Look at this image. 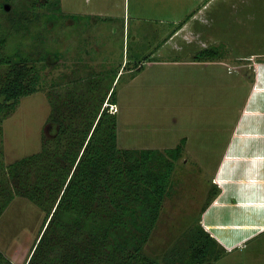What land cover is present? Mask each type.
<instances>
[{
    "label": "rangeland",
    "instance_id": "1",
    "mask_svg": "<svg viewBox=\"0 0 264 264\" xmlns=\"http://www.w3.org/2000/svg\"><path fill=\"white\" fill-rule=\"evenodd\" d=\"M210 49L219 56L197 57ZM8 64L36 65L40 81L39 91L21 98L0 124V198L12 187L11 166L51 144L58 130L54 119L79 121L80 99L95 110L88 91L98 76L94 82L116 95L104 107L117 117L120 149L170 152L186 139L141 257L160 264L181 255L192 259L202 231L219 244L204 264H264V223L256 233H246L241 223L258 222L259 215L245 219L240 213L255 202L218 198L231 134L260 128L264 120V0H0V74ZM251 90L259 98L254 107ZM101 141L94 150L102 149ZM118 165L102 185L113 202L131 181H144L147 168L128 174ZM238 180L242 189L244 180L251 184L248 198H259L262 186L247 179L244 169ZM75 201L65 205L72 212L62 213L63 224L81 220L80 198ZM256 203L258 211L264 209V197ZM47 211L17 196L2 214L0 250L11 263L28 261ZM142 212L140 205H125L112 225L108 211L99 210L85 230L137 241L140 231L149 230ZM235 212L241 217H231ZM228 222L241 223L245 238L236 244L235 228L223 229L234 243L225 248L216 234Z\"/></svg>",
    "mask_w": 264,
    "mask_h": 264
},
{
    "label": "trees",
    "instance_id": "2",
    "mask_svg": "<svg viewBox=\"0 0 264 264\" xmlns=\"http://www.w3.org/2000/svg\"><path fill=\"white\" fill-rule=\"evenodd\" d=\"M218 54L217 49H210L200 52L197 57L215 58ZM1 70L0 124L16 109L21 98L39 91L40 81L36 65L8 64ZM117 76L115 73L113 78ZM95 80L98 76H94L88 91L90 95L92 93L90 98L97 102L95 110L86 109L85 101L80 99L76 106L79 121L66 123L53 118L58 130L51 144L43 146L41 153L11 166L9 174L13 184L6 190L4 198H0V217L17 196L48 209L43 230L25 264H160L157 259L148 260L141 255L151 229L160 218L175 164L182 158L186 139L170 152L120 149L117 117L108 115V108L104 107L106 100L115 99L116 95L111 88L104 90L105 87ZM98 137L102 139L99 145L102 149L94 150ZM92 153L95 155L90 157ZM118 163L128 174L147 168L144 181H131L129 191L113 202L109 201L110 197L102 185L108 178L107 174L119 166ZM2 170L3 165L0 164ZM32 171L36 173L35 181L31 180ZM149 184L154 188L147 187ZM75 196L80 198L81 220L63 224L62 213L72 212V209L64 207L76 203ZM136 204L140 205L149 226V230L140 231L139 240L112 237L105 230L86 232L87 220L97 216L99 210L108 211L106 221L115 225L118 221L116 212L125 205ZM201 232L195 236L194 243L199 244L192 259L175 256L174 259H165L166 264H204L206 255L219 244L208 234L202 237ZM0 264H13L1 250Z\"/></svg>",
    "mask_w": 264,
    "mask_h": 264
},
{
    "label": "crops",
    "instance_id": "3",
    "mask_svg": "<svg viewBox=\"0 0 264 264\" xmlns=\"http://www.w3.org/2000/svg\"><path fill=\"white\" fill-rule=\"evenodd\" d=\"M254 93V90L250 92V97H249V101H250V107L251 106H255L257 101H258V95ZM254 101V102H252ZM262 106L264 108V103H262ZM254 116V115H252ZM263 120V119H262ZM255 122L256 120H254V122L251 124L252 127L255 126ZM243 123V122H242ZM256 127V126H255ZM264 120L261 121L260 123V128H252L250 129V131H236L234 133L231 134V145H230V149L229 151H227V155L226 158L228 160V162L225 164V166L219 170V176L218 179L220 180L219 184L220 187L223 189L222 192H220L218 198L221 200V198L225 199V198H230L231 202L235 201V199L240 198L241 196H243L242 198L245 199L247 196V200L249 202H255V204H252L253 209H247L246 212H240L242 214V217H244L246 219V217L248 218H253V216H258L260 219L257 220L258 222H252L249 223V220H242L241 223L244 224L246 226V233H248L247 231H250L251 233H256L257 231H255L256 226L258 228H260L263 223H264V209H261L258 211V205H257V201L263 199L264 197ZM251 134H248L250 133ZM238 133V134H237ZM242 134L243 136L240 137ZM235 135L237 136L235 138ZM241 138V140H239ZM245 170V175L247 176V179L250 180H254L256 182V184H259L260 186H262V189L260 191L261 194L259 193V198L256 196V201L255 199L251 200L252 198H248L249 195H247L248 188L250 187V183L247 180L243 181V189L240 188L237 183L239 182L238 180V174L240 172H242V170ZM258 179V181H257ZM232 186V187H230ZM254 186V185H253ZM257 193L259 192L258 190H256ZM255 191V192H256ZM250 204V203H249ZM257 207V208H256ZM252 212V213H251ZM237 214V212H235ZM231 216V215H230ZM231 217H241L239 214H237L236 216H231ZM263 222V223H262ZM241 223L239 224H233L231 222H228L226 224V226L222 225V228H220L221 230H218V234H216V237L219 238L220 242L222 243V245L225 246H229L232 247L233 246V241H230L228 236H230L229 233H227V237H224V230L223 229H227L228 231H232L235 228L236 233V244H238L239 242L243 241V238H245L244 231H241V233H239L240 230H242V227L239 225H242ZM224 227V228H223ZM250 229H248V228ZM257 228V229H258ZM259 232V230H258ZM221 234V236L219 237V235ZM237 234H241L242 235V239H239L240 236L238 237ZM249 235V234H248ZM226 242V243H225ZM226 248V247H225ZM229 249V248H227Z\"/></svg>",
    "mask_w": 264,
    "mask_h": 264
},
{
    "label": "built area",
    "instance_id": "4",
    "mask_svg": "<svg viewBox=\"0 0 264 264\" xmlns=\"http://www.w3.org/2000/svg\"><path fill=\"white\" fill-rule=\"evenodd\" d=\"M112 107V106H111Z\"/></svg>",
    "mask_w": 264,
    "mask_h": 264
}]
</instances>
